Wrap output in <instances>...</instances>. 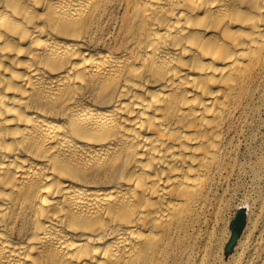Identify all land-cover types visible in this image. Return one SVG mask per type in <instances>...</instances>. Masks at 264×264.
<instances>
[{
    "label": "bare ground",
    "instance_id": "1",
    "mask_svg": "<svg viewBox=\"0 0 264 264\" xmlns=\"http://www.w3.org/2000/svg\"><path fill=\"white\" fill-rule=\"evenodd\" d=\"M261 113L264 0H0V264H220Z\"/></svg>",
    "mask_w": 264,
    "mask_h": 264
},
{
    "label": "rangeland",
    "instance_id": "2",
    "mask_svg": "<svg viewBox=\"0 0 264 264\" xmlns=\"http://www.w3.org/2000/svg\"><path fill=\"white\" fill-rule=\"evenodd\" d=\"M258 121L260 127L256 132L255 139L249 146L242 148L241 162L244 170L236 184L232 186V190L226 198L227 203L215 228L214 244L218 246L220 264H264V251L261 254L262 261L258 263L259 252L255 250V246L260 242V237H264V223H260L255 213L261 208L264 182L257 180L254 175V171L261 168V175L264 177V113L260 114ZM238 208L247 210V223L251 225L248 230L251 231L253 228L254 230L251 232L244 230V234H240L234 250L226 254L224 247L230 239L231 222ZM260 219H264V215ZM249 221L254 223L251 224ZM261 230H263L262 233ZM207 252H209L207 260L211 261L210 244L207 247Z\"/></svg>",
    "mask_w": 264,
    "mask_h": 264
},
{
    "label": "water",
    "instance_id": "3",
    "mask_svg": "<svg viewBox=\"0 0 264 264\" xmlns=\"http://www.w3.org/2000/svg\"><path fill=\"white\" fill-rule=\"evenodd\" d=\"M247 220V210L239 208L236 210L234 218L231 222V236L225 246V253L228 254L232 251L235 243L237 242Z\"/></svg>",
    "mask_w": 264,
    "mask_h": 264
}]
</instances>
